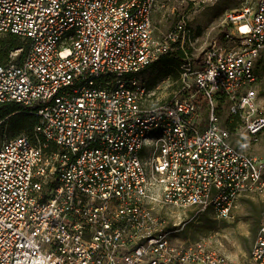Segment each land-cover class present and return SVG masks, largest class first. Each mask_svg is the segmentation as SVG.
Wrapping results in <instances>:
<instances>
[{
    "label": "built area",
    "instance_id": "built-area-1",
    "mask_svg": "<svg viewBox=\"0 0 264 264\" xmlns=\"http://www.w3.org/2000/svg\"><path fill=\"white\" fill-rule=\"evenodd\" d=\"M161 3L0 0V34L28 40L0 60V107L20 105L0 115V264H264V218L241 257L172 220H230L264 194V153L237 144L264 132V0L227 11L199 48L186 14L155 35ZM174 45L180 91L154 105L138 75ZM18 112L34 131L8 137Z\"/></svg>",
    "mask_w": 264,
    "mask_h": 264
},
{
    "label": "rangeland",
    "instance_id": "rangeland-1",
    "mask_svg": "<svg viewBox=\"0 0 264 264\" xmlns=\"http://www.w3.org/2000/svg\"><path fill=\"white\" fill-rule=\"evenodd\" d=\"M259 0H162L163 5L155 11L153 24L155 35L164 37L174 25L179 21L182 14H186L190 24L195 30V40L197 47H205L217 34V29L208 37V29L212 24L222 21L227 11L239 9L244 5L253 6ZM173 6L176 10L173 11ZM7 34H0V40ZM194 56L199 51L191 49ZM178 45L159 60L155 61L143 72L139 73V78L145 82L149 89L156 91L154 105H160L166 100L172 99L180 91V68L183 57L177 55L180 52ZM257 88H260L259 101L264 104V52L258 61ZM225 114V112H224ZM16 114H13L8 122L6 133L12 137L22 132L31 133L29 130H15L12 121ZM1 135V133H0ZM238 146L253 154L264 153V132L257 141L245 138L237 141ZM178 211V210H177ZM180 212V211H179ZM192 215L187 217L177 213L172 216L173 221L180 222L177 228H181L182 239L195 240L201 236L210 237L215 246H220L230 256L248 254L264 218V194H249L242 197L235 208L234 218L230 220L219 219L218 217L200 214L190 220ZM186 220H190L186 222ZM186 222V223H185Z\"/></svg>",
    "mask_w": 264,
    "mask_h": 264
},
{
    "label": "trees",
    "instance_id": "trees-1",
    "mask_svg": "<svg viewBox=\"0 0 264 264\" xmlns=\"http://www.w3.org/2000/svg\"><path fill=\"white\" fill-rule=\"evenodd\" d=\"M28 45L27 39H22L18 34L10 32L7 36L0 40V60L6 61L9 57V53L11 49L18 48L23 45ZM177 55L183 56V52H177ZM24 57V55H23ZM20 110V105L16 102H11L9 104H5L0 107V115L6 116L12 114V112ZM37 121V117L31 114H26L24 112L16 113L12 124L15 130H29L31 133L34 131L35 123Z\"/></svg>",
    "mask_w": 264,
    "mask_h": 264
}]
</instances>
